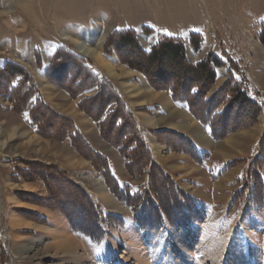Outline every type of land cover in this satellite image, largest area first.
Here are the masks:
<instances>
[{"label":"rangeland","instance_id":"1","mask_svg":"<svg viewBox=\"0 0 264 264\" xmlns=\"http://www.w3.org/2000/svg\"><path fill=\"white\" fill-rule=\"evenodd\" d=\"M263 30L264 0H0V264H264ZM64 34H103L117 76ZM164 37L212 82L146 64ZM168 189L204 216L137 225L133 204Z\"/></svg>","mask_w":264,"mask_h":264},{"label":"trees","instance_id":"2","mask_svg":"<svg viewBox=\"0 0 264 264\" xmlns=\"http://www.w3.org/2000/svg\"><path fill=\"white\" fill-rule=\"evenodd\" d=\"M261 37L264 40V30L261 32ZM127 40H128L127 44L129 46L133 45V40L130 38V36ZM136 53L137 55L134 57L135 59L127 60V63L132 67L138 68L139 70H143V71L146 70V67L143 66V63H141V59H142L141 54L138 53L137 51ZM145 55L147 56L145 59L146 64H154L157 61L162 62L164 66L170 69L169 72H171L175 77L182 78V76H184L185 73L188 72V74L193 75L194 79L207 80L210 83L213 80L214 74L209 67L210 60L209 62L208 60H203L192 66L185 65L183 63L184 62L183 44L179 40H176L175 38H171V37L161 38L155 45L152 46L149 53ZM213 62L215 63V65L218 64L216 60L215 61L213 60ZM197 89L198 90H194V91H192V89L191 91L189 90L188 91L189 96L197 95L200 92L198 87ZM235 92L239 95L240 99H244L245 101L249 100V103L254 104L253 100H250L248 97H246V95L244 94L245 92L240 90H236ZM181 98L185 103L189 102L188 97L181 96ZM207 123H209V126H211L213 122L210 123L208 121ZM188 148H190L192 153L195 154L194 156L197 158L198 155H196L197 153L196 149L191 147L190 143L188 145ZM109 172L110 170H108L107 177L108 179L113 181L114 185L112 186V188L113 187L116 188L115 193L120 199H123L125 202L129 203L130 197H133L134 199L140 197V195L138 194H131L128 193V191H126L125 189H122V186L118 183V181L114 179V177ZM168 193H169V189L168 191H162L161 195L156 196L157 199L155 200L154 197H151V199L149 198V196L146 197V194L144 192L142 198L138 199V203H134L132 206L134 222L137 225L141 226L142 228L157 229V227L160 226L163 222H167L171 226H177L182 221L190 222L204 216L205 214L204 207L198 205L195 198L184 194L181 196L180 193H178V195L174 193L173 195H171L169 193V195H171L170 198L168 200H164V197L168 198L169 196ZM139 194L142 193L139 192ZM261 199L263 201V195H261ZM154 202H156V204Z\"/></svg>","mask_w":264,"mask_h":264},{"label":"bare ground","instance_id":"3","mask_svg":"<svg viewBox=\"0 0 264 264\" xmlns=\"http://www.w3.org/2000/svg\"><path fill=\"white\" fill-rule=\"evenodd\" d=\"M104 37V35L102 34L100 36V39L99 41L96 43V45H90L89 43H87L84 39H81L75 35H72V34H64V39L70 43L74 48L75 50L81 54L82 56H85V57H89V58H92L94 59L98 65L107 72L108 75L112 76V77H116V73H115V68L113 66V64L111 62H109L107 59H105L102 55H101V47H102V38ZM221 79H220V82L223 80L224 76L226 75L225 73V70L223 68H221ZM129 87V86H128ZM133 91V90H132ZM136 91V89H135ZM61 95V93H60ZM158 96V94H157ZM177 112L176 110H173V111H169L168 112V116L163 118L162 117H157V118H154L152 116H148L146 118L147 120V124L154 127V128H157L159 126H161L163 123L164 120H166L168 117H170L173 113ZM177 114V113H176ZM20 126V125H19ZM18 126V127H19ZM176 127V125H175ZM23 128V127H22ZM184 128V127H182ZM159 129V128H158ZM185 129V128H184ZM17 130V129H16ZM201 134L198 135V139L200 140H203L204 139V135L202 132H200ZM206 138V137H205ZM36 140V139H35ZM206 140V139H205ZM228 141V140H227ZM207 142V141H206ZM44 146V145H43ZM34 158V157H33ZM189 167V166H188ZM96 184H97V188H99V194L100 196L102 197V199L104 200H107V201H110L111 198L112 200H114V198L112 196H110L111 194H109L107 191H106V188H105V184L103 185L102 184V181H100L99 179H97L96 181ZM25 188V186H24ZM61 233V232H60ZM58 234V233H57ZM62 235V233L60 234ZM59 236V235H58ZM189 241L191 240V238H186V240ZM62 240V239H61ZM191 242V241H190ZM186 243V242H185ZM68 246V245H67ZM60 247V246H58ZM69 247V246H68ZM71 247V246H70ZM61 248V247H60ZM31 249V248H30ZM62 249V248H61ZM63 250V249H62ZM69 251V250H67ZM184 262L186 263L187 261L184 259ZM184 263V264H185Z\"/></svg>","mask_w":264,"mask_h":264}]
</instances>
